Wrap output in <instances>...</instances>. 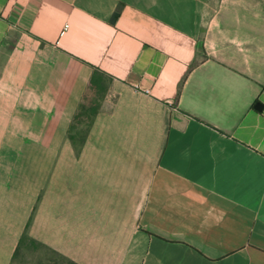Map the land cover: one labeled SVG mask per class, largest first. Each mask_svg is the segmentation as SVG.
Returning a JSON list of instances; mask_svg holds the SVG:
<instances>
[{"label": "crops", "instance_id": "0c3cea01", "mask_svg": "<svg viewBox=\"0 0 264 264\" xmlns=\"http://www.w3.org/2000/svg\"><path fill=\"white\" fill-rule=\"evenodd\" d=\"M23 234L76 264H264V0H0V264Z\"/></svg>", "mask_w": 264, "mask_h": 264}, {"label": "rangeland", "instance_id": "374dc122", "mask_svg": "<svg viewBox=\"0 0 264 264\" xmlns=\"http://www.w3.org/2000/svg\"><path fill=\"white\" fill-rule=\"evenodd\" d=\"M103 94V91H98L89 95L84 102L85 109L81 110L76 120L70 123L67 136L72 137L75 144H79L86 133L91 118L89 109L96 105L101 108L107 105V102L104 103ZM51 262L67 264L47 248L25 239L19 245L11 264H50Z\"/></svg>", "mask_w": 264, "mask_h": 264}, {"label": "trees", "instance_id": "16d2710c", "mask_svg": "<svg viewBox=\"0 0 264 264\" xmlns=\"http://www.w3.org/2000/svg\"><path fill=\"white\" fill-rule=\"evenodd\" d=\"M103 82H104V83H103ZM105 88H106V84H105V77H104L103 73H101V72H99V71H94L93 74H92V76H91V78H90V81H89V91H88L87 94L83 97L81 103L79 104V106H78V108H77V111H76L75 114L73 115V118H72L71 122L74 121V120H76V118L78 117L79 112H80L81 110H84V109H85V107H84V102H85L86 98L89 97V95H93L94 93H96V92H98V91H103V93H104ZM102 97H103V96H102ZM99 109H100V106H98V105H96V106H94V107H91V108L89 109V113H90L91 118H90V122H89L88 128H89V126H90V123H91L93 117H94L95 114L99 111ZM88 128H87V130H86V133H87V131H88ZM86 133L84 134L82 140L84 139ZM68 137H69V136H68ZM69 138L72 139V137H69ZM82 140H81V142H82ZM24 239H27V236L23 234V236L21 237V239H20V241H19V245L21 244V242H22ZM32 242H33V241H32ZM38 244H39V243H38ZM39 245H40V244H39ZM17 249H18V247H17ZM16 251H17V250H16ZM16 251H15V253H16ZM60 258H61L63 261H66L67 264H76V263H74L73 261L67 260V259H65V258H63V257H60ZM50 264H58V263H56V262H51Z\"/></svg>", "mask_w": 264, "mask_h": 264}, {"label": "water", "instance_id": "95a60500", "mask_svg": "<svg viewBox=\"0 0 264 264\" xmlns=\"http://www.w3.org/2000/svg\"><path fill=\"white\" fill-rule=\"evenodd\" d=\"M117 17V12H114L110 18V22H114L115 18ZM259 108V106L257 107Z\"/></svg>", "mask_w": 264, "mask_h": 264}, {"label": "built area", "instance_id": "2783aa9c", "mask_svg": "<svg viewBox=\"0 0 264 264\" xmlns=\"http://www.w3.org/2000/svg\"><path fill=\"white\" fill-rule=\"evenodd\" d=\"M66 27H67V25L65 24V25H64V28H66Z\"/></svg>", "mask_w": 264, "mask_h": 264}]
</instances>
